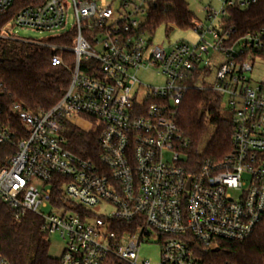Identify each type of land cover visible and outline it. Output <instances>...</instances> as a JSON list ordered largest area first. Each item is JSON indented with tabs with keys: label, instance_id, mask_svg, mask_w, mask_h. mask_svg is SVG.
Listing matches in <instances>:
<instances>
[{
	"label": "built area",
	"instance_id": "1",
	"mask_svg": "<svg viewBox=\"0 0 264 264\" xmlns=\"http://www.w3.org/2000/svg\"><path fill=\"white\" fill-rule=\"evenodd\" d=\"M152 1L0 0V14L17 8L0 37L19 27L71 42H37L54 66L71 55L70 82L48 110L11 104L27 134L0 169V199L15 217L36 214L64 240L58 264H234L220 259L222 245L264 223V76L252 77L264 29L236 36L228 24L231 9L257 0H218L191 28L197 42L168 44L144 29ZM145 72L160 83L146 84ZM197 89L222 96L234 130L226 155L193 170L176 117ZM68 125L96 134L91 156L69 148ZM12 141L0 125V143ZM145 244L157 260L141 257ZM0 264L13 263L0 252Z\"/></svg>",
	"mask_w": 264,
	"mask_h": 264
},
{
	"label": "trees",
	"instance_id": "2",
	"mask_svg": "<svg viewBox=\"0 0 264 264\" xmlns=\"http://www.w3.org/2000/svg\"><path fill=\"white\" fill-rule=\"evenodd\" d=\"M17 8L0 14V31L9 23ZM228 24L236 36L264 29V0L247 9L233 8ZM196 21L187 0H153L144 29L154 35L157 27L191 29ZM51 42L69 45V39ZM54 51L36 42L0 37V125L13 136L11 143H0V169L7 166L17 149V142L27 131L19 116L10 109L19 102L33 113L55 105L70 82L71 55L66 64L54 66ZM222 96L212 90H191L178 106L177 123L187 141V165L196 170L205 159H221L231 149L234 130L232 113L223 106ZM69 148L84 157L91 156L97 143L94 132H84L68 125ZM49 239L41 229V219L31 212L17 219L10 205L0 199V252L13 264H58L49 255ZM220 259L234 264H264V223L243 242H227L218 252Z\"/></svg>",
	"mask_w": 264,
	"mask_h": 264
},
{
	"label": "rangeland",
	"instance_id": "3",
	"mask_svg": "<svg viewBox=\"0 0 264 264\" xmlns=\"http://www.w3.org/2000/svg\"><path fill=\"white\" fill-rule=\"evenodd\" d=\"M191 11L195 14L196 20L203 23H207L205 9L207 7H213L219 9L221 3L218 0H187ZM73 17L70 13L69 28L72 26ZM10 29V28H9ZM11 31L15 35V39L30 42H42L46 43L57 35V32L49 31H36L27 28L12 27ZM153 37V42L159 44L162 42H174L176 40H188L191 42L198 41L197 33L192 29H180L178 27L167 28L165 25H160L156 28ZM141 79L146 84L156 85L160 83L161 79L156 77L154 73L145 72L142 73ZM264 76V60H258L255 62V69L252 73L253 79L259 80ZM100 211V210H99ZM50 242L49 255L53 258L59 259L62 250L64 248V240L59 233H55L47 236ZM141 257L152 260L159 258V248L153 245H143L141 249Z\"/></svg>",
	"mask_w": 264,
	"mask_h": 264
}]
</instances>
